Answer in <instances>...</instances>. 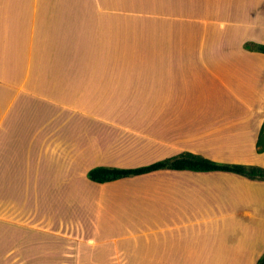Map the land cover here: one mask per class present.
<instances>
[{"label":"crops","instance_id":"1","mask_svg":"<svg viewBox=\"0 0 264 264\" xmlns=\"http://www.w3.org/2000/svg\"><path fill=\"white\" fill-rule=\"evenodd\" d=\"M164 2L132 22L114 0H0V264L264 254V178L89 177L183 153L264 168V0Z\"/></svg>","mask_w":264,"mask_h":264},{"label":"trees","instance_id":"2","mask_svg":"<svg viewBox=\"0 0 264 264\" xmlns=\"http://www.w3.org/2000/svg\"><path fill=\"white\" fill-rule=\"evenodd\" d=\"M259 50L264 52L263 44L259 45ZM258 150L260 152L264 151V127H262L258 139ZM162 168L190 169L196 171L224 170L238 172L253 178H264V168L243 164L219 163L212 159L192 153H183L176 157L167 158L137 168H112L99 166L89 171V177L94 181L104 182ZM257 264H264V255L258 260Z\"/></svg>","mask_w":264,"mask_h":264},{"label":"rangeland","instance_id":"3","mask_svg":"<svg viewBox=\"0 0 264 264\" xmlns=\"http://www.w3.org/2000/svg\"><path fill=\"white\" fill-rule=\"evenodd\" d=\"M101 1L104 2V0H101ZM114 1L119 4H127L129 6H132V8H134L133 16L127 18V20H130L132 22L134 21H147V22L156 21L157 18L141 17L140 15L141 9H143V12L150 13L151 11H154L155 9H159V8L164 9V7L166 6L173 5L171 3L165 4L164 2L165 0H114ZM147 49L149 51L157 50L156 43L151 42L149 45H147Z\"/></svg>","mask_w":264,"mask_h":264}]
</instances>
